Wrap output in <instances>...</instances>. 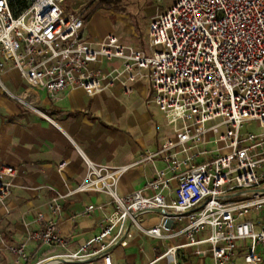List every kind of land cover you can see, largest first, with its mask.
<instances>
[{
  "label": "built area",
  "instance_id": "obj_1",
  "mask_svg": "<svg viewBox=\"0 0 264 264\" xmlns=\"http://www.w3.org/2000/svg\"><path fill=\"white\" fill-rule=\"evenodd\" d=\"M64 1L0 0V73L5 66L16 69L31 88L51 99L72 88L93 96L117 87L118 97L130 98L133 85L146 81L150 101L172 125L173 135L131 164L86 159L82 181L69 193L51 197L50 216L38 212L40 228L9 250L23 258L28 241L64 247L66 237L55 221L63 200L76 191L97 190L111 197L113 213L79 250L49 257L54 263L138 264L116 262L109 254L114 244H128L130 221L166 246L154 261L178 264L179 245L167 243L182 236L187 246L208 244L196 252L210 254L212 264H264V131L241 132L246 120L264 128V0H175L166 11L151 15L148 52L131 46L119 29L99 41L88 40L84 17L68 14ZM0 86L53 122L28 96H11L1 76ZM157 159L165 167L156 168L142 188L118 193L119 178L131 166ZM14 172L0 169V202L12 186L4 176ZM172 191L174 197L168 198ZM152 211H159L160 221L143 227L139 216ZM252 213L261 220L256 222ZM176 221L185 222L174 231ZM93 243L98 247L89 250Z\"/></svg>",
  "mask_w": 264,
  "mask_h": 264
},
{
  "label": "crops",
  "instance_id": "obj_2",
  "mask_svg": "<svg viewBox=\"0 0 264 264\" xmlns=\"http://www.w3.org/2000/svg\"><path fill=\"white\" fill-rule=\"evenodd\" d=\"M154 14V13H153ZM151 16H149L148 21ZM91 18V16H90ZM84 21V35L90 41H99L116 28H88ZM90 31V32H88ZM134 48L149 51L147 31ZM133 34L137 35L134 31ZM145 40L142 47L140 42ZM140 46V47H139ZM5 72L4 82L16 93L23 92L45 114L22 107L0 89V169H13L6 175L12 186L4 202H0V264L35 263L44 258L47 264H56L52 257L68 251H77L101 231L102 220L114 211L111 197L102 191H76L66 196L60 215L55 217L58 229L66 237V245L38 246L28 241L25 256L18 258L9 250L10 245L27 241L31 231L40 228L38 212L50 216L48 202L57 193L65 194L74 189L87 172L86 159L97 164L124 165L141 159L146 151H155L165 138L173 135L172 125L150 100L151 87L146 81L136 82L130 98L117 96L120 88L87 96L81 88L67 89L56 99L45 92L31 88L20 73L11 67ZM65 162L63 167H59ZM165 163L145 161L131 166L120 178L117 191L125 194L140 189L150 180L156 168ZM165 167V166H164ZM176 183L172 182V190ZM168 198H173V191ZM91 207L90 211H86ZM256 222L261 217L250 215ZM143 227H152L160 221L159 211L139 216ZM185 221L173 223L177 231ZM126 227L132 237L128 244H114L109 254L116 262L146 264L154 261L166 249L159 239L144 235L130 221ZM260 227V225H258ZM207 232H202L205 236ZM179 245L175 252L178 264H212L210 254L201 256L198 249L208 244L187 246L186 239L176 236L167 246ZM98 247L93 243L89 250ZM92 258V257H91ZM93 260H98L92 258ZM57 264H87L86 261H69ZM153 264H171L158 259Z\"/></svg>",
  "mask_w": 264,
  "mask_h": 264
},
{
  "label": "rangeland",
  "instance_id": "obj_3",
  "mask_svg": "<svg viewBox=\"0 0 264 264\" xmlns=\"http://www.w3.org/2000/svg\"><path fill=\"white\" fill-rule=\"evenodd\" d=\"M95 1L97 0H65L63 2V7L68 14H80L85 18L88 12L93 9L94 4L92 3ZM174 1L175 0H110L111 5L108 8L97 9L91 14L87 26L88 28L91 27L94 31L106 26H111L112 28L117 27V29L124 32V34L129 37L130 41L136 45L139 41L137 36L142 37L143 34H146L149 16L153 13L166 11ZM133 26L137 35L133 34ZM140 45L144 47L145 40L141 41ZM7 67L8 66H5L4 70L0 73L6 90L11 96L17 95L23 97V92L16 93L11 88H8L7 84L4 82L5 72L9 69ZM2 92L5 93L4 90H2ZM16 102L19 101L16 100ZM22 107L25 108L23 105ZM262 131H264V128L259 125V121L257 120H246L241 128L242 134L249 132L260 133ZM160 166L164 167L165 165H159V167Z\"/></svg>",
  "mask_w": 264,
  "mask_h": 264
},
{
  "label": "trees",
  "instance_id": "obj_4",
  "mask_svg": "<svg viewBox=\"0 0 264 264\" xmlns=\"http://www.w3.org/2000/svg\"><path fill=\"white\" fill-rule=\"evenodd\" d=\"M92 4H94L93 9L88 12L87 16L84 18V21H87L95 10L100 8H108L111 5L110 0H97Z\"/></svg>",
  "mask_w": 264,
  "mask_h": 264
}]
</instances>
